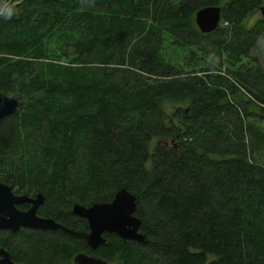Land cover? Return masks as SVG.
<instances>
[{"label":"trees","instance_id":"1","mask_svg":"<svg viewBox=\"0 0 264 264\" xmlns=\"http://www.w3.org/2000/svg\"><path fill=\"white\" fill-rule=\"evenodd\" d=\"M222 7L202 33L196 12ZM264 0H0V179L88 230L76 203L136 196L146 244L0 232L22 264H264ZM165 101L178 104L169 115ZM183 107V108H182ZM187 109V111H185ZM174 118V119H173ZM157 139L154 147L152 142Z\"/></svg>","mask_w":264,"mask_h":264},{"label":"water","instance_id":"2","mask_svg":"<svg viewBox=\"0 0 264 264\" xmlns=\"http://www.w3.org/2000/svg\"><path fill=\"white\" fill-rule=\"evenodd\" d=\"M260 11L264 16V6ZM221 20L222 7L217 5L203 7L195 15V22L202 33L213 32L219 27ZM19 106L20 101L16 97L0 92V120L16 113ZM178 108L180 107L175 109ZM25 202L31 203V207L22 211L17 205ZM44 202L43 193H38L34 197L26 194L17 195L10 185L0 181V229H8L12 232H17L21 228L61 229L74 237L84 239L92 249L108 243L106 233H115L126 242L136 241L142 244L148 242L147 235L140 231L142 220L136 215V196L126 188L120 189L110 202H98L91 206L80 203L73 205V214L87 220L88 230H74L52 217L39 215L38 209ZM0 264L22 263L13 261L10 252L0 248ZM74 264H109V262L100 256L80 252L75 255Z\"/></svg>","mask_w":264,"mask_h":264},{"label":"rangeland","instance_id":"3","mask_svg":"<svg viewBox=\"0 0 264 264\" xmlns=\"http://www.w3.org/2000/svg\"><path fill=\"white\" fill-rule=\"evenodd\" d=\"M256 16V19H263L264 16L263 14L261 13V11H257V14H255ZM260 53L264 54V46L263 47H260L259 49ZM178 104H175L173 102H170V101H165L164 104H163V108L164 110L169 114L171 115L172 111L174 110V108L177 106ZM174 119V118H173ZM157 143H159V140L155 139L152 144H151V147H154Z\"/></svg>","mask_w":264,"mask_h":264},{"label":"flooded vegetation","instance_id":"4","mask_svg":"<svg viewBox=\"0 0 264 264\" xmlns=\"http://www.w3.org/2000/svg\"><path fill=\"white\" fill-rule=\"evenodd\" d=\"M0 181L3 182L1 179H0ZM4 183H5V182H4ZM6 184H7V183H6ZM8 185H9V184H8ZM11 188H12V187H11ZM12 190L14 191L15 194H17V195H22V194H18L13 188H12ZM26 195H28V194H26ZM29 196L34 197V196H36V195H29ZM17 207H18L20 210H22V211H26V210H28V209L31 207V203H29V202L21 203V204H18ZM38 210H39V209H38ZM21 229H22V228H21ZM8 231H10V230H8V229H0V232H8Z\"/></svg>","mask_w":264,"mask_h":264}]
</instances>
